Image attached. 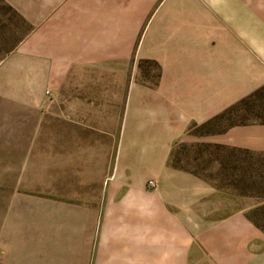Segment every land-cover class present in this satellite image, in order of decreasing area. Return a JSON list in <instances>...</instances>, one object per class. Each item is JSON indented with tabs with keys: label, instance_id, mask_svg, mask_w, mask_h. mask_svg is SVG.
<instances>
[{
	"label": "crops",
	"instance_id": "crops-1",
	"mask_svg": "<svg viewBox=\"0 0 264 264\" xmlns=\"http://www.w3.org/2000/svg\"><path fill=\"white\" fill-rule=\"evenodd\" d=\"M4 2L28 30L0 60V187H36L12 193L4 264L45 249L58 264H264L250 205L227 211L170 162L191 125L264 86V0ZM193 140L264 155V123Z\"/></svg>",
	"mask_w": 264,
	"mask_h": 264
},
{
	"label": "rangeland",
	"instance_id": "rangeland-1",
	"mask_svg": "<svg viewBox=\"0 0 264 264\" xmlns=\"http://www.w3.org/2000/svg\"><path fill=\"white\" fill-rule=\"evenodd\" d=\"M28 30V24L22 20L18 12L0 0V60L3 55L18 44ZM150 80H154L157 68L154 64L145 66ZM44 83L39 82V94ZM47 102L42 107L43 113L51 114V91L45 90ZM264 119V89L257 95L247 99L231 112L217 116L200 125H191L186 135L174 143L170 161L187 167L206 179L221 192L225 209L232 210L250 205L247 215L264 229V155L245 154L215 148L213 145L193 140L213 129H218L236 119ZM51 129V122L44 124ZM19 191L21 195L34 196L35 186H2L0 187V231L13 202L12 193ZM15 194V193H14ZM15 201V198H14ZM18 206H25L23 196L15 201ZM1 240V239H0ZM0 264L6 261L5 241H0ZM41 264H58L50 249L41 250ZM56 261V262H55Z\"/></svg>",
	"mask_w": 264,
	"mask_h": 264
},
{
	"label": "trees",
	"instance_id": "trees-1",
	"mask_svg": "<svg viewBox=\"0 0 264 264\" xmlns=\"http://www.w3.org/2000/svg\"><path fill=\"white\" fill-rule=\"evenodd\" d=\"M148 64H154V63L151 62V61H148V60H143V61H140V62H139L138 66H139L140 68H142V67L145 66V65L148 66ZM154 65H155V64H154ZM155 66H156V65H155ZM156 68H157V67H156ZM142 75H143V77L147 78V80H148V79H151L150 76L146 73L145 70H144V73H143ZM156 76H158L157 72H156L155 77H156ZM151 82L154 84L153 80H151ZM263 89H264V86L258 88L257 90H255L254 92H252V93H251L250 95H248L247 97H245V98L239 100L237 103H235V104L229 106L228 108H226L224 111H222V112H221L219 115H217V116L223 115V114H225V113H227V112H231L233 109L237 108L241 103L245 102L247 99H249V98H251V97H253V96L259 94ZM217 116H216V117H217ZM214 118H215V117H214ZM249 122H260V123H264V119H263V118H259V117L256 118V119H246V118H244V119H236V120H232V121L228 122L225 126H230V125H234V124H245V123H249ZM213 146H214L215 148L225 149V150H229V151H238V152H242V153H245V154H251V153H249L248 151H245V150L233 149V148H228V147L219 146V145H213ZM170 155H171V154H170ZM253 155H254V154H253ZM170 162H171V161H170ZM171 164H172V166H174V167H176V168L184 169V170H186V171H189V172H192V173L198 175V174L196 173V171L191 170V169H189V168H187V167H184V166L178 164L177 162H171ZM198 176H199V175H198ZM200 177H201V176H200ZM248 217L253 221V223H254L257 227H259L262 231H264L263 227H262L260 224H258L257 222H255L250 216H248Z\"/></svg>",
	"mask_w": 264,
	"mask_h": 264
},
{
	"label": "built area",
	"instance_id": "built-area-1",
	"mask_svg": "<svg viewBox=\"0 0 264 264\" xmlns=\"http://www.w3.org/2000/svg\"><path fill=\"white\" fill-rule=\"evenodd\" d=\"M147 184H148L149 186H153V185H154V182H153L152 180H148Z\"/></svg>",
	"mask_w": 264,
	"mask_h": 264
}]
</instances>
